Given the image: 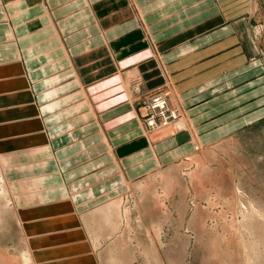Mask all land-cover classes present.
Wrapping results in <instances>:
<instances>
[{"label": "crops", "instance_id": "0c3cea01", "mask_svg": "<svg viewBox=\"0 0 264 264\" xmlns=\"http://www.w3.org/2000/svg\"><path fill=\"white\" fill-rule=\"evenodd\" d=\"M249 1L0 0V166L36 264H110L111 201L258 121Z\"/></svg>", "mask_w": 264, "mask_h": 264}, {"label": "rangeland", "instance_id": "374dc122", "mask_svg": "<svg viewBox=\"0 0 264 264\" xmlns=\"http://www.w3.org/2000/svg\"><path fill=\"white\" fill-rule=\"evenodd\" d=\"M244 7L254 57L264 71V0H250ZM259 92L261 98L264 91ZM258 112V121L236 136L196 148L140 178L137 186L139 180L134 182L124 196L129 219L116 218L121 229L106 236L117 241L108 252L122 264H264L262 102ZM169 132L157 129L152 138ZM1 198L0 264H23L27 242L24 246L7 197Z\"/></svg>", "mask_w": 264, "mask_h": 264}, {"label": "bare ground", "instance_id": "6f19581e", "mask_svg": "<svg viewBox=\"0 0 264 264\" xmlns=\"http://www.w3.org/2000/svg\"><path fill=\"white\" fill-rule=\"evenodd\" d=\"M139 187H141V185L139 186ZM7 188H6V181H5V178L3 177V173H2V168H1V166H0V196L4 199H6V197H7V199H8V196H7ZM0 197V198H1ZM1 198V199H2ZM127 200H129V199H127ZM125 199L123 198V197H118L117 199H114L113 201H111L110 203H109V205H112V207L111 208H113L114 209V213L116 214V217L119 219V218H124L125 216V218L126 219H129V212H130V210H129V208L125 205ZM7 203H8V201H7ZM127 203V202H126ZM7 205V204H6ZM110 208V209H111ZM113 209H111V210H113ZM108 210H109V208H108ZM111 212V211H110ZM103 213H105V211L103 212ZM107 213V212H106ZM112 215V214H111ZM106 216V215H105ZM1 218V217H0ZM110 218H111V216H110ZM112 218H113V216H112ZM107 221V220H106ZM111 221V220H110ZM109 221V222H110ZM122 222H124L123 220H122ZM119 225L121 224V223H118ZM96 242V241H95ZM117 242V241H116ZM115 242V243H116ZM94 243V242H93ZM115 243H113V244H115ZM96 244H97V242H96ZM114 247V246H113ZM32 250L30 249V246H28V244H27V251H25V252H23L22 253V257H23V264H36L35 262H34V260H33V256H32V252H31ZM111 251V250H110ZM114 252V251H113ZM111 253V252H110ZM111 254H114V253H111ZM111 259H114L112 262H113V264H122V261L119 259V257L116 255V253L114 254V257H111Z\"/></svg>", "mask_w": 264, "mask_h": 264}]
</instances>
